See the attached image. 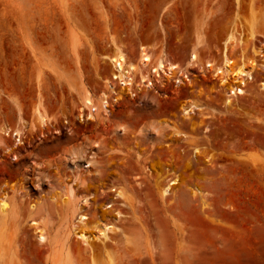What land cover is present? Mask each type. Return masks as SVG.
I'll use <instances>...</instances> for the list:
<instances>
[{
  "label": "rangeland",
  "instance_id": "1",
  "mask_svg": "<svg viewBox=\"0 0 264 264\" xmlns=\"http://www.w3.org/2000/svg\"><path fill=\"white\" fill-rule=\"evenodd\" d=\"M262 86L264 0H0V264H264Z\"/></svg>",
  "mask_w": 264,
  "mask_h": 264
},
{
  "label": "bare ground",
  "instance_id": "2",
  "mask_svg": "<svg viewBox=\"0 0 264 264\" xmlns=\"http://www.w3.org/2000/svg\"><path fill=\"white\" fill-rule=\"evenodd\" d=\"M152 53H148V52H146L145 50H144V48L142 47V49H141V57H140V61L142 62L141 64H143V66H146L147 64H150L149 62H152L151 60H152V55H151ZM161 55L160 56H158L156 59H155V66H154V68H152V70H153V72H155L156 70H162L163 71V69H167V65H166V68H164L165 67V63L164 62H166L167 64H168V62L169 61H164L163 60V56L165 55L163 52H161L160 53ZM221 57H222V59H221V64H220V66H218L217 65V67H215V69L218 71V73H222V76L220 77L221 78V81L223 82V83H227L228 82V80L227 79H229L228 78V75L230 74H232L234 77V81H236V80H238V78H239V80H240V84H243L244 86L246 85L245 84V82H244V79H245V77H244V79H243V76H250V70L248 69V70H246L245 69V65L243 64V62L239 65V66H237V67H235V68H233V66H232V64H233V60L228 56V54L226 53V51H223L222 52V55H221ZM110 59H111V61H112V63H113V65H114V68H115V70L117 71V74H114L113 73V75L115 76V77H119L121 80L123 79V78H125V80L123 81V83L124 84H127V85H131L132 84V75L130 74V72L133 70V69H135L134 68V66H133V64L131 63V62H129L128 61V63H127V60H126V58H125V56H124V54L122 53V51L118 48V47H116L115 48V50H114V54L110 57ZM194 59H196V54L193 52L192 53V61L194 60ZM154 61V60H153ZM164 61V62H163ZM209 62V61H208ZM215 62V61H214ZM213 62V63H214ZM213 63H209L208 65H212ZM214 65H215V63H214ZM254 65V64H253ZM126 66V67H125ZM125 67V68H124ZM153 67V66H152ZM176 67L177 68H179L178 67V65H176L175 63L173 64V63H169L168 64V71L170 70V72L169 73H173V72H171V70H173V71H175L176 70ZM253 67V66H252ZM251 67V68H252ZM127 68V69H126ZM127 70V71H125V73L123 74L122 72L124 71V70ZM175 69V70H174ZM214 69V70H215ZM254 69V68H253ZM179 70H180V68H179ZM164 72V71H163ZM252 72V71H251ZM142 74V73H141ZM157 74V73H156ZM167 74H168V72H167ZM131 75V76H130ZM147 75V74H146ZM145 74H142L141 76H140V79H143V78H145L146 79V76ZM147 79H148V77H147ZM144 80V79H143ZM143 80L141 81V82H143ZM238 80V81H239ZM222 83V84H223ZM262 87H264V86H262ZM123 88H121L120 90H122ZM244 89H242V88H238V87H233V86H231V93L233 94V95H235L236 93L238 94H243L244 93ZM83 104L85 105V106H90L91 104H92V100H91V98H90V96H89V94H85V96H84V98H83ZM186 113V112H185ZM186 115H188V114H185V116ZM89 117H92V115L90 114L89 115ZM190 116L188 115V116H186L185 118H189ZM37 119H38V122L40 123V124H42V126H44L45 124H46V120H47V118H46V116H45V114H41L40 112H38V114H37ZM5 129H8V128H5ZM4 128L2 129L3 130V132H4V130H5ZM5 132H7V130L5 131ZM13 132H15L14 134H20V130H17V129H15V131H13ZM7 133H9V130H8V132ZM7 133H5V134H7ZM17 141H20V140H17ZM0 142H3L2 140L0 141ZM88 165L90 164V161L89 160H87V162H86ZM169 186H167L165 189H164V191L166 192V191H168L169 190ZM119 196H122V197H124V193L120 190V191H118V193H117ZM10 207H11V205H10V203H8L7 202V200L5 199V196L4 197H0V213L2 214V215H4V214H6L7 212H9L11 209H10ZM88 217L86 216V214H80L79 215V219H78V222H77V224L76 225H74L73 226V230H75V232H76V234H77V236L80 238V239H82L81 241H83L84 243H87L88 244V239L90 238V233L89 234H87V232L89 231H87V224L89 223L88 221ZM33 223H35V221L33 222ZM97 223V222H96ZM102 223V222H101ZM95 228H96V232H97V235L95 234V236H96V238H97V240H100L99 239V237H102V239H104L105 241H107V239H109L110 238V236L108 235L109 234V232L111 233V231H115V229L114 230H112V228H113V225H111V224H108V223H102V224H99V222L97 223V224H95ZM37 229H38V234H37V237H38V239L40 240V241H44L45 240V238H46V234H47V230L45 229V228H38L37 227ZM89 232H91V231H89ZM116 233V232H115ZM114 232H113V234H115ZM112 234V233H111ZM90 240V239H89Z\"/></svg>",
  "mask_w": 264,
  "mask_h": 264
}]
</instances>
